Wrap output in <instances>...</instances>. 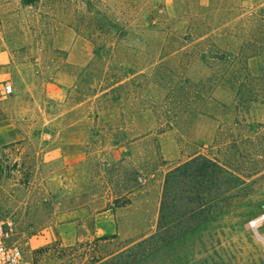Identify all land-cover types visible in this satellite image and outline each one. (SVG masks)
<instances>
[{
    "label": "rangeland",
    "instance_id": "374dc122",
    "mask_svg": "<svg viewBox=\"0 0 264 264\" xmlns=\"http://www.w3.org/2000/svg\"><path fill=\"white\" fill-rule=\"evenodd\" d=\"M28 3L0 0V48L25 66L14 78L36 104L32 129H82L84 168L67 192H83L93 215L122 207L128 223L70 247L39 244L58 210L48 139L0 146V213L22 264H264V219L250 225L264 216V0ZM198 155L239 177L236 198L220 195L206 223L183 224L171 242L148 240L166 173Z\"/></svg>",
    "mask_w": 264,
    "mask_h": 264
},
{
    "label": "crops",
    "instance_id": "0c3cea01",
    "mask_svg": "<svg viewBox=\"0 0 264 264\" xmlns=\"http://www.w3.org/2000/svg\"><path fill=\"white\" fill-rule=\"evenodd\" d=\"M24 67L12 66L10 52L0 48V93H2L1 83L5 78H11L13 89L12 95L8 98L0 97V146L24 140L38 133L48 139L42 149L44 161L59 169L57 174H52L53 181H50L52 184L49 183L52 185L49 191L58 205V210L51 214L49 223L40 227L41 234L37 236L36 242L42 245L57 241L62 246L70 247L83 240L91 242L94 238L116 234L118 227L128 223V220L124 218L125 209L114 208L111 212L105 210L93 215L83 202V192H67L68 182L69 185L76 182L83 172L86 159L83 130L70 127L36 129L38 131L32 129L35 118H31L28 112L30 109L34 111L36 104L28 98L27 93L21 98L20 88H17L18 83L21 82H17L18 79L14 78L16 73ZM37 108L43 116L46 106L41 103L37 105ZM126 216L128 217V212ZM140 225L141 220L138 223V226ZM142 226L144 231L146 227L144 214Z\"/></svg>",
    "mask_w": 264,
    "mask_h": 264
},
{
    "label": "trees",
    "instance_id": "16d2710c",
    "mask_svg": "<svg viewBox=\"0 0 264 264\" xmlns=\"http://www.w3.org/2000/svg\"><path fill=\"white\" fill-rule=\"evenodd\" d=\"M21 1L29 4L35 0ZM239 186V177L205 156L198 155L179 164L164 177L157 233L148 240L158 236L171 242L179 234L176 229L183 224L206 223L211 202L220 195H226V200L236 198ZM185 232L188 231L182 233Z\"/></svg>",
    "mask_w": 264,
    "mask_h": 264
},
{
    "label": "built area",
    "instance_id": "2783aa9c",
    "mask_svg": "<svg viewBox=\"0 0 264 264\" xmlns=\"http://www.w3.org/2000/svg\"><path fill=\"white\" fill-rule=\"evenodd\" d=\"M7 93L12 92V86H5ZM15 225L10 217L0 213V264H22V250L13 242Z\"/></svg>",
    "mask_w": 264,
    "mask_h": 264
},
{
    "label": "bare ground",
    "instance_id": "6f19581e",
    "mask_svg": "<svg viewBox=\"0 0 264 264\" xmlns=\"http://www.w3.org/2000/svg\"><path fill=\"white\" fill-rule=\"evenodd\" d=\"M263 219H264V216H262L261 218L256 219L255 221L251 222L250 225L252 224V227H255L256 223H258L260 220H263ZM257 236H258L259 240H261V242L264 244V236H260V235H258V233H257Z\"/></svg>",
    "mask_w": 264,
    "mask_h": 264
}]
</instances>
